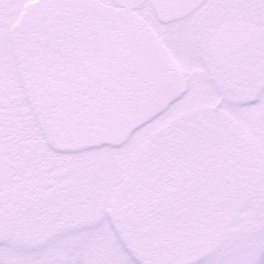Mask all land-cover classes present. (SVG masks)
I'll use <instances>...</instances> for the list:
<instances>
[{"label": "snow or ice", "instance_id": "snow-or-ice-1", "mask_svg": "<svg viewBox=\"0 0 264 264\" xmlns=\"http://www.w3.org/2000/svg\"><path fill=\"white\" fill-rule=\"evenodd\" d=\"M26 2L0 0V150L39 133L69 159L135 151L136 137L163 146L226 112L264 140V0ZM206 9L257 19L211 23L198 15ZM134 176L123 164L82 165L27 210L0 187V264H264V203L253 231H233L220 212L170 226L165 239L181 243L157 245L151 201ZM38 235L43 243H28ZM194 244L208 250L195 261L185 251Z\"/></svg>", "mask_w": 264, "mask_h": 264}, {"label": "trees", "instance_id": "trees-1", "mask_svg": "<svg viewBox=\"0 0 264 264\" xmlns=\"http://www.w3.org/2000/svg\"><path fill=\"white\" fill-rule=\"evenodd\" d=\"M228 137L229 138L220 139L219 154L215 151L204 149L205 152L202 153L203 167L199 166L201 162H199L198 156L200 157V154L198 155L193 149H188L189 156L185 165V158H182L183 155L181 154L177 157V161L170 165L169 168H166L165 164L160 163L157 166L158 171H161L163 177L165 176L164 174H166L169 180H172V184L162 187H158L156 183L153 185L152 182L150 184L147 182L143 186L141 184L143 187L141 195L147 197L157 190V196L161 197L163 200V208H169V201H172L175 206L180 204L182 191L184 189L182 179L185 178L186 175L189 182V189L192 190H195L197 188L196 186L201 184V182L204 184L205 188L211 187L213 180H217L220 189L218 213H227L230 219L235 222L239 212L249 201L259 182L260 169L262 168L260 164H262V162L259 155L245 148L241 140L231 137L230 135H228ZM17 139H19V137H17ZM38 145L39 141L35 135H31L30 140H20L19 143L11 147L6 146L0 150V173L4 172L5 174L4 178L0 176V187H2L5 196L8 194L12 197V190L10 188L13 182H18L15 180L16 177H20L19 181L21 187L25 185V173L21 174V169L22 166L25 164L27 165L28 161L32 163V158H30V156L37 154L36 147ZM218 156L220 158L219 170L213 167L214 159L217 160ZM148 179L146 181H148ZM230 180H233L235 184L231 185ZM165 211L166 209H164V212ZM166 213L163 214V218L159 215V218L156 217L158 221L154 225V231L158 235L155 243L157 245L163 243L172 247L180 244L181 241L178 237L165 239V232L170 226L181 231L185 229V226L183 225V220L176 215V213H173L170 217H168ZM205 217L200 219L189 218L188 223L190 224L195 221L203 220ZM159 237H161L160 240H158ZM185 251L188 256H191L194 251L198 253V257L200 258L205 255L208 250L204 248L203 244H194L186 247Z\"/></svg>", "mask_w": 264, "mask_h": 264}, {"label": "rangeland", "instance_id": "rangeland-1", "mask_svg": "<svg viewBox=\"0 0 264 264\" xmlns=\"http://www.w3.org/2000/svg\"><path fill=\"white\" fill-rule=\"evenodd\" d=\"M206 10L201 11V13L198 15H203ZM240 13L247 16V18L253 22L257 19V16L253 11ZM12 14H16L15 7H13ZM251 98L253 97L251 96ZM225 121L230 123H225ZM217 123H220L221 132L225 133L226 135L234 136L231 134L233 126L237 127L238 129L240 128L241 130H239L241 133L249 138V144L251 143L254 146L255 150L258 152L260 160L264 165V140H262L257 134L255 125L252 122L237 120L232 117L230 113L226 112L224 113V120ZM35 137L39 141V145L36 147L37 154L34 156H29L33 159V161L34 158L35 161H37H31L32 166L29 165L27 167L26 164L22 166L21 174L25 173V185L21 187L19 181L20 177H16L15 180L18 182H13L10 188L12 190V198L22 200V202L25 204V210L28 208V201L34 200L37 197H46L58 187L71 184L82 165L90 164L96 168L111 170L114 165L123 164L126 165L131 172H133L134 168L136 167L140 169L136 173L138 174V172L141 171L139 177H143V180L145 181L148 179V174L150 173L149 170L152 168L150 167L149 163L143 162L144 164L141 165L137 163V157H139L141 151H143L142 149L145 147L144 144H141V141L144 140L143 136L136 137L134 139L133 148H135V151L129 149L128 151L116 154L98 153L84 156L79 159L59 157L47 139H45L39 133H36ZM249 144L247 145L248 147ZM260 173L259 183H257L249 201L239 212L237 220L233 224V231H240L244 226H248L249 231H253L258 224L257 217L261 214V204L264 203V166L260 169ZM4 175V172L0 173V176L3 178ZM7 196L9 195L7 194L6 197ZM44 239V237L38 235L35 238L30 239L28 243L33 246H38L39 244L43 243ZM142 239L143 237L140 233H135L134 235L129 236L132 247L138 255L141 254L140 249L142 247ZM160 239L161 237L158 238V240ZM114 251H118V249H115ZM206 254L207 253H205V255ZM249 256L253 261H258L261 259L259 249L255 250L254 253H249ZM189 257L193 261L199 258L198 253H195L194 251Z\"/></svg>", "mask_w": 264, "mask_h": 264}, {"label": "flooded vegetation", "instance_id": "flooded-vegetation-1", "mask_svg": "<svg viewBox=\"0 0 264 264\" xmlns=\"http://www.w3.org/2000/svg\"><path fill=\"white\" fill-rule=\"evenodd\" d=\"M33 0H27V2L24 4V8L32 3ZM13 7L8 8V12L12 14ZM208 10V11H207ZM203 15H201L204 18H207L208 22L215 23L219 19L224 18L225 16H228L229 18L232 17H243V19L246 22H253L247 18V16L243 15L242 13H224L220 12L219 10L214 9H207ZM204 11V10H202ZM22 15V13H20ZM248 54L251 55L252 49H248ZM248 98H251L248 97ZM231 128V126H230ZM240 129V128H239ZM237 127L233 126V129L231 130V134L238 140L243 141L244 147L250 150L253 153L258 154V152L255 150L254 146L250 143L249 144V138L245 136L243 133H241V129L239 130ZM236 136V137H235ZM221 138H229L228 135L221 132L220 123H216L215 125L209 127L206 131H200V132H193V130H188L185 132H182L179 134L178 138H175L171 140L169 143L161 146L159 144H152L151 141H146L144 143L145 147L147 148V151L145 153H142L137 157V163L139 165L144 164L143 162L149 163L150 167H152L149 170V179L145 182L143 180V177L140 178V172L138 174L136 173L138 168H134L133 172L135 173L134 180H135V190L138 192H142V186L145 183H151L156 185L158 187L162 186H169L172 184V180H169L168 176L164 174L163 177L161 175V171H158V165L160 163L165 164L166 168H169L170 165H172L174 162L177 161V157L183 155L182 158H185L184 165L186 164V161L188 160V149L195 150L196 153L199 155L198 160L199 166L203 167V152L204 149L208 151H215L219 154V148H220V139ZM249 144V147L247 146ZM143 148V149H144ZM142 149V150H143ZM57 154V152H56ZM61 157V156H59ZM219 156L217 160L214 159V165L213 167L217 170L220 168V162H219ZM33 161V159H31ZM35 161V159H34ZM262 162V161H261ZM30 162H27V167L31 165ZM32 166V165H31ZM263 163L260 164V167L263 168ZM259 167V166H258ZM214 169V170H215ZM169 172V169H168ZM261 174V173H260ZM259 174V177H260ZM169 175V174H168ZM185 179V180H183ZM182 179V183L184 184V189L182 191L181 195V202L177 206H175L172 201H169V208H163V200L161 197L157 196V190L152 193V195H148L147 197L151 201L150 205V216L157 222L158 220L156 217L159 218V216H163L164 213L168 214V217L172 216L173 213H176L182 220L183 225L185 226L186 223H188L189 218H195L200 219L205 216H214L219 212V201H220V189L219 185L217 184L218 181L213 180L211 187H206L201 182V184L197 185L195 190L189 189L188 186V178L187 175L185 178ZM210 182V181H209ZM230 184L234 185V181L230 180ZM259 183V182H258ZM142 184V186H141ZM151 184V185H152ZM176 184V183H175ZM145 196V195H142ZM146 197V196H145ZM164 209L166 211L164 212ZM176 211V212H175ZM159 215V216H158ZM163 218V217H162Z\"/></svg>", "mask_w": 264, "mask_h": 264}, {"label": "water", "instance_id": "water-1", "mask_svg": "<svg viewBox=\"0 0 264 264\" xmlns=\"http://www.w3.org/2000/svg\"><path fill=\"white\" fill-rule=\"evenodd\" d=\"M33 5V2L32 3H30V4H28L26 7H25V9L26 8H29V7H31ZM23 14V13H22ZM49 141V144L56 150V152H58V151H62V149L61 148H59L57 145H55L54 143H52L50 140H48ZM146 151H142V153H145Z\"/></svg>", "mask_w": 264, "mask_h": 264}]
</instances>
